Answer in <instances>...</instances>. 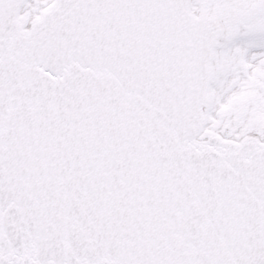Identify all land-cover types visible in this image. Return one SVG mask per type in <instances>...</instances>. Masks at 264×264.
Wrapping results in <instances>:
<instances>
[{
	"label": "snow or ice",
	"instance_id": "snow-or-ice-1",
	"mask_svg": "<svg viewBox=\"0 0 264 264\" xmlns=\"http://www.w3.org/2000/svg\"><path fill=\"white\" fill-rule=\"evenodd\" d=\"M0 264H264V0H0Z\"/></svg>",
	"mask_w": 264,
	"mask_h": 264
}]
</instances>
